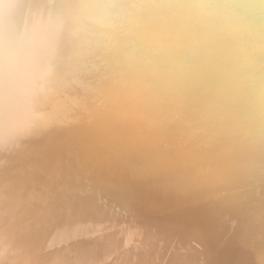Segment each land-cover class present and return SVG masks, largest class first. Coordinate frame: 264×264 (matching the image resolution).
<instances>
[{
  "label": "bare ground",
  "instance_id": "6f19581e",
  "mask_svg": "<svg viewBox=\"0 0 264 264\" xmlns=\"http://www.w3.org/2000/svg\"><path fill=\"white\" fill-rule=\"evenodd\" d=\"M200 5L0 0V264H264V32Z\"/></svg>",
  "mask_w": 264,
  "mask_h": 264
},
{
  "label": "water",
  "instance_id": "95a60500",
  "mask_svg": "<svg viewBox=\"0 0 264 264\" xmlns=\"http://www.w3.org/2000/svg\"><path fill=\"white\" fill-rule=\"evenodd\" d=\"M262 1L264 4V0ZM209 2L214 6L227 4L226 0H209ZM233 4L242 5V7H240L241 12L236 14V19H238V25H241L243 27H250V28L256 27L259 31L264 32V26H263L264 23L258 16V12L261 9L260 2L256 0H241L240 3L238 0H233ZM214 6H213L214 13L226 11L222 9H217ZM237 8L227 10V12L231 14L233 11L237 10Z\"/></svg>",
  "mask_w": 264,
  "mask_h": 264
},
{
  "label": "clouds",
  "instance_id": "9594fccd",
  "mask_svg": "<svg viewBox=\"0 0 264 264\" xmlns=\"http://www.w3.org/2000/svg\"><path fill=\"white\" fill-rule=\"evenodd\" d=\"M198 7L202 8L204 10H207V9L213 7V6H211V5H200ZM214 7H216L217 9H222V10H231L233 8L242 7V5H238V4H222V5H216Z\"/></svg>",
  "mask_w": 264,
  "mask_h": 264
},
{
  "label": "rangeland",
  "instance_id": "374dc122",
  "mask_svg": "<svg viewBox=\"0 0 264 264\" xmlns=\"http://www.w3.org/2000/svg\"><path fill=\"white\" fill-rule=\"evenodd\" d=\"M222 257V256H221Z\"/></svg>",
  "mask_w": 264,
  "mask_h": 264
}]
</instances>
